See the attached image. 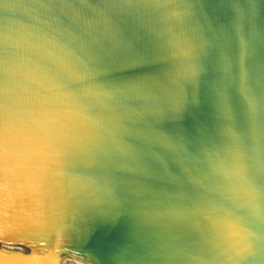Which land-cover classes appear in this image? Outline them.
<instances>
[{
  "label": "water",
  "instance_id": "1",
  "mask_svg": "<svg viewBox=\"0 0 264 264\" xmlns=\"http://www.w3.org/2000/svg\"><path fill=\"white\" fill-rule=\"evenodd\" d=\"M0 264H264V0H0Z\"/></svg>",
  "mask_w": 264,
  "mask_h": 264
}]
</instances>
